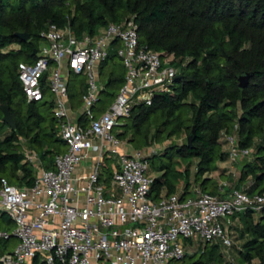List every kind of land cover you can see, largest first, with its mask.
Segmentation results:
<instances>
[{"label": "trees", "instance_id": "trees-1", "mask_svg": "<svg viewBox=\"0 0 264 264\" xmlns=\"http://www.w3.org/2000/svg\"><path fill=\"white\" fill-rule=\"evenodd\" d=\"M131 17L139 25L140 44L172 57L180 68L172 91L160 93L151 105L136 107L119 126L118 136L130 132L129 141L137 149L186 135L182 143L171 140L160 153L147 157L148 163L156 157L161 161L152 192L159 197L166 188L172 194L184 183L182 198L187 196L192 173L187 166L184 170L174 166L177 156L195 159V183L223 196L220 189L225 185L205 175L229 156L221 138L236 134L238 147L250 153L239 158V177L228 192L263 194L264 0H0V184L5 178L14 185H33L38 170L27 160L24 148L39 154L42 167L51 168L52 157L66 145L51 105L29 102L19 78V63L36 59L33 52L41 32L55 23L69 25L81 36ZM18 32L29 33L30 39L22 40ZM244 72L251 76L240 87ZM124 79V74H111L108 85L119 89ZM69 90L75 104L81 91L71 83ZM2 104L9 105L15 129L3 121ZM193 128L196 134L190 145L187 138ZM232 220L229 229L235 226L240 231L241 243L235 241L228 253L221 251V243H205L194 252L199 256L194 264L222 262L233 249L242 264H264V209H247ZM9 251H0V257ZM33 264L46 263L38 256Z\"/></svg>", "mask_w": 264, "mask_h": 264}, {"label": "built area", "instance_id": "built-area-1", "mask_svg": "<svg viewBox=\"0 0 264 264\" xmlns=\"http://www.w3.org/2000/svg\"><path fill=\"white\" fill-rule=\"evenodd\" d=\"M41 36L44 44L36 59L19 63V78L29 102L51 105L67 150L45 168L37 152L24 148L38 170L33 185L1 179L0 211L15 228L0 229V239L15 236L18 243L0 257V264H28L38 256L46 264H170L186 255V239L198 237L221 243L228 253L235 244L229 231L232 217L264 209V193L221 187L220 196L194 185L185 198L172 193L155 200L154 178L147 174L150 154L125 153L113 132L136 107L151 105L157 95L173 90L180 73L173 58L140 44L134 17L81 36L69 25L51 23ZM111 48L126 74L112 104L98 114L95 106L105 88L99 71ZM72 74L86 76L80 107L70 96ZM225 139L233 164L249 155V149L238 147L236 134H225ZM106 152L118 157V165H113L110 183L103 184L100 168ZM88 159L94 160L91 172L76 176L77 167Z\"/></svg>", "mask_w": 264, "mask_h": 264}, {"label": "rangeland", "instance_id": "rangeland-1", "mask_svg": "<svg viewBox=\"0 0 264 264\" xmlns=\"http://www.w3.org/2000/svg\"><path fill=\"white\" fill-rule=\"evenodd\" d=\"M43 44L44 42L41 39L39 41V46H43ZM13 47H18V46L14 44ZM109 52H110V56L108 57L107 61L101 66L100 71H99L100 82L101 84L105 86V88L101 93L102 100L95 106V111L98 114L103 112L105 109L108 108L110 104H112V102L114 101L116 97V95L114 96L113 93L114 92L118 93L120 89V88L118 89L117 87L108 85V79L110 78V75L115 74L116 76H120L122 74L124 75L126 74V68L121 58L118 56L117 50L111 48ZM53 67L55 68L56 66L53 65ZM85 80H86V76L82 74H72L70 77L71 85L76 86L81 91V93L76 98V103H75L76 107H80L82 104V94H83L82 87L85 84ZM46 90L48 91V93H50L47 83H46ZM23 109H25V106H23ZM154 117H156V115H154ZM125 122H126V118H123L120 121L121 124H124ZM121 131H122V127L118 126L114 129L113 132L116 136H118V133ZM130 134L131 133L128 132L126 137L124 138H121L119 136L118 137L121 140L128 141L130 138ZM185 137L186 135L180 138H177V139L172 138L171 140L177 141L178 143H182ZM171 140H168L163 143H154L151 146H148L149 148L146 149V152L149 153L150 155L153 153H160L164 149L165 144L171 142ZM221 141H222L223 150L228 151L229 145L225 137H222ZM130 144L131 146H133L134 148L133 150L137 148L136 146L133 145L132 142H130ZM62 148H63L62 152H65L67 150V145L63 146ZM145 148L146 147H144L143 150H145ZM124 150L122 149V151ZM128 151L125 150L124 152L129 153L130 151L129 152ZM54 159H55V156H53L51 160L54 162ZM47 160L48 159L46 158L45 162H47ZM166 161L168 160H165V162ZM173 161H174V166L182 170H184L186 166L189 167L192 173L191 179L192 181L195 182L194 180L195 173H196V160L195 159L191 160V159H185L182 157L180 158V157L175 156ZM149 162L150 163L148 164L149 169L147 171V174L155 178L159 175L158 171L156 170V166L161 164L160 158L156 157L155 160H151ZM113 165H118V157L112 152H106L104 155V160L103 162H101V168H100L101 183L103 184L110 183V181L112 180ZM218 165H219V168H216V170L210 173H207L206 175L211 176L212 179H215L216 181H218L219 184H222L223 186L225 185V191L228 192L229 187L234 185L237 178L239 177V171H240L239 161L233 164V162L228 156L225 161H220ZM156 194H157V191L154 190L152 192V198L155 200H159V197H157ZM236 224L239 225V227H241V224L238 221L236 222ZM14 228H15V224L12 221L11 217L7 213L0 211V229H9L10 231H12L14 230ZM229 231L232 233L237 245H239L242 240V238L239 237L240 231H238L237 228H235V226H232L229 229ZM186 242H187L188 256H185L181 260H173L170 262V264H194L198 260L199 256L194 254V252L198 250L201 246H204L205 242L200 237H198L195 240L193 238L186 239ZM17 243H18V239L16 237L11 238L9 241H5L3 239V241H0V251L1 252L8 251V250L11 251L17 245ZM220 248H221V251L224 253L225 247L222 245ZM225 257L228 258V260L234 262L235 264H242L240 263L238 253L235 249L231 250V256L227 255L226 253V255L223 257L224 260L222 262L217 261L214 264H228L229 261H226ZM100 264H108V262L105 260H102ZM199 264H208V263L204 262V263H199Z\"/></svg>", "mask_w": 264, "mask_h": 264}, {"label": "crops", "instance_id": "crops-1", "mask_svg": "<svg viewBox=\"0 0 264 264\" xmlns=\"http://www.w3.org/2000/svg\"><path fill=\"white\" fill-rule=\"evenodd\" d=\"M75 105V104H74ZM76 106V105H75ZM122 148H121V150L123 149H125L126 151H128L130 154L131 153H133V152H135L136 150H142V151H144V152H146V149H148L149 147H146L145 148V150H143V148L142 149H137V148H135V150H133L134 148H133V146H131V144H130V141L128 140H122ZM124 150V151H125ZM131 150H133V151H131ZM147 153V152H146ZM94 155V154H93ZM93 165H94V160L93 159H88L87 161H84L82 164H80L78 167H77V169H76V171H75V175L76 176H78V175H80V174H88V173H90L91 172V170H92V168H93ZM206 176H208V175H206ZM211 177V176H210ZM190 181H191V185H190V187H189V190H188V193H187V196L188 195H190V193H191V189H192V187L194 186V185H197L194 181H192V179H190ZM84 183V181H79V182H76V184H78V185H82ZM185 185H184V183H181L180 185H179V187H178V190L175 192V193H179V194H183V193H185L186 191H185ZM169 194L167 193V190H166V188H162V190H161V193H160V195H159V199L160 198H163V197H166V196H168ZM13 237H15V236H13ZM12 237V238H13ZM14 249V248H13ZM12 249V250H13ZM28 264H33V261L32 262H29Z\"/></svg>", "mask_w": 264, "mask_h": 264}, {"label": "water", "instance_id": "water-1", "mask_svg": "<svg viewBox=\"0 0 264 264\" xmlns=\"http://www.w3.org/2000/svg\"><path fill=\"white\" fill-rule=\"evenodd\" d=\"M16 35L24 41H27L30 39V34L27 32H18ZM33 53L34 54L37 53V48H34ZM250 76H251V73H247V72H244L239 76L240 87H245L248 84ZM179 77H180V75H177L176 79ZM45 78H46V76L43 77V79H45ZM1 108L3 111V121L7 122L12 129H15L17 125H16V121H15V119L11 113L9 105L2 104ZM195 134H196V130H195V128H193L192 132L190 133V135L187 138L188 143L190 145L193 143Z\"/></svg>", "mask_w": 264, "mask_h": 264}]
</instances>
